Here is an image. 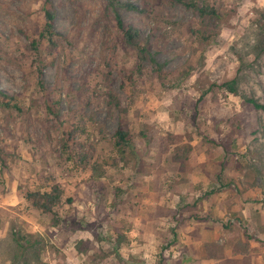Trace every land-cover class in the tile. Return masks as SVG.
<instances>
[{
    "label": "rangeland",
    "instance_id": "rangeland-1",
    "mask_svg": "<svg viewBox=\"0 0 264 264\" xmlns=\"http://www.w3.org/2000/svg\"><path fill=\"white\" fill-rule=\"evenodd\" d=\"M139 1L145 12L121 16L149 36L164 67L128 81L137 54L106 1L51 0L63 37L44 43L43 63L57 122L42 105L26 49L45 23L44 0H0V88L23 108H0V264H126L119 252L166 264L170 246H183L179 235L193 230L194 213L221 226L207 246H264V111L244 101L264 103V0H197L222 13L210 41L196 11ZM234 78L239 94L221 85ZM111 92L121 107L110 106ZM124 117L134 145L129 161L115 164L111 137ZM71 128L78 133L66 151L63 131ZM85 152L91 163L79 160ZM96 162L104 176L90 185ZM219 174L232 182L221 190ZM54 182L73 198L58 208V225L25 197ZM14 233L43 236L45 245L17 255ZM136 246L156 247L140 256Z\"/></svg>",
    "mask_w": 264,
    "mask_h": 264
},
{
    "label": "trees",
    "instance_id": "trees-1",
    "mask_svg": "<svg viewBox=\"0 0 264 264\" xmlns=\"http://www.w3.org/2000/svg\"><path fill=\"white\" fill-rule=\"evenodd\" d=\"M106 1V11L108 13H112L114 17L115 24L122 34V40L124 44L133 50L136 51L137 54V66L135 71H131L127 74L126 80L134 81L135 73L143 74L145 68L151 67L153 70L161 72L163 71L164 64L160 63L153 52H151V48L149 45V36L145 34L139 27L135 26L132 23H126L120 13L121 9H126L130 11H138L145 12L147 9L140 4L139 0H105ZM172 5H182L188 9H192L199 14L200 22L205 27L203 31V39L205 41H210L214 36L219 35L221 31V21H222V13L219 9L208 3H199L197 0H167ZM43 9L45 13V23L40 30V33L37 36H33L30 38V41L26 47L29 52V63L33 68L38 85L42 91H44V95L42 97V105L45 109V112L48 114V117L57 122L60 120V114L58 110L59 102L54 99L50 93H48L46 80L44 77L45 65L43 63V46L44 43H47L52 46H57L58 40L57 38L63 37L61 33H59L56 29L55 20H56V11L51 6V0H44ZM112 58H114V49L111 52ZM126 80L122 81V85L124 86ZM236 78L226 81L221 84L223 87L227 88L228 91L239 94L238 86H237ZM109 104L111 107H121V101L116 94L111 92L109 94ZM244 101L253 106L257 110L264 111V103L258 101L252 97H245ZM0 108L6 109H16L21 111L22 105L19 102V99L16 95H12L4 91L0 88ZM78 133L77 128H71L67 131H63L62 136V147L66 151H70L72 141L76 140V134ZM112 146L115 152V156L113 161L115 164H119L121 161L126 160L129 161L128 157L132 153L133 145H134V135L129 122L126 118H122L120 120L119 126L116 131L113 133L111 137ZM71 157V156H69ZM93 159L92 153H81L79 156V160L82 163H91ZM91 179L89 181L90 185L98 184L101 178L104 176V173H98L101 165L99 163L92 164L91 166ZM219 190L220 188L226 187L230 185L232 182L227 183L222 179V175L219 174ZM216 192L212 190L210 193ZM65 190L59 182H54L49 185V189L47 190H34L28 191L25 194L26 199H28L34 207L41 210L43 213H46L52 217L54 225H58L61 223L62 218L58 211L59 207H62L65 202L72 203L73 198L68 197L66 200L64 199ZM207 197V196H205ZM204 198V197H203ZM199 198L195 203L186 204L181 206V211L186 210L187 208H196L198 203L203 199ZM182 213V212H181ZM196 220H206L204 216H201L198 213H194L191 215ZM226 227H229L228 224H225ZM246 236L249 239L254 238L247 231L245 232ZM35 236L30 234H20L14 233V239L17 242L16 253H29L31 249L35 248L39 243L42 246L45 245V238L43 236ZM117 242H124L126 240L123 234H118ZM175 241V240H174ZM174 243V242H173ZM166 249V247H165ZM119 258L122 259L123 263H131V264H144L140 262L136 255H129L128 259H125L121 252L118 253Z\"/></svg>",
    "mask_w": 264,
    "mask_h": 264
},
{
    "label": "crops",
    "instance_id": "crops-1",
    "mask_svg": "<svg viewBox=\"0 0 264 264\" xmlns=\"http://www.w3.org/2000/svg\"><path fill=\"white\" fill-rule=\"evenodd\" d=\"M248 220L251 223L252 217H248ZM194 221H190L188 225L193 230L183 233V236L179 235L183 246H174L176 249L170 246L172 252H169L166 264H264V246H207L218 242L221 226L216 225V222L207 221L206 224L204 220ZM154 247L156 246H136V249L141 251L139 255L142 256L143 250H154ZM169 250L168 248L167 251Z\"/></svg>",
    "mask_w": 264,
    "mask_h": 264
}]
</instances>
